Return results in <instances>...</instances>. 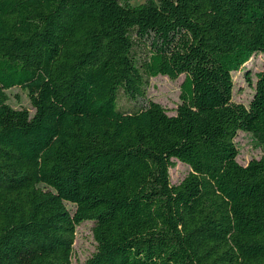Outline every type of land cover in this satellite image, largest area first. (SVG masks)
Returning <instances> with one entry per match:
<instances>
[{
	"label": "trees",
	"instance_id": "16d2710c",
	"mask_svg": "<svg viewBox=\"0 0 264 264\" xmlns=\"http://www.w3.org/2000/svg\"><path fill=\"white\" fill-rule=\"evenodd\" d=\"M129 1L0 0V264H73L89 222L85 264H264V157L241 165L236 142L264 150V71L233 96L264 0ZM159 76L184 77L175 115Z\"/></svg>",
	"mask_w": 264,
	"mask_h": 264
},
{
	"label": "rangeland",
	"instance_id": "374dc122",
	"mask_svg": "<svg viewBox=\"0 0 264 264\" xmlns=\"http://www.w3.org/2000/svg\"><path fill=\"white\" fill-rule=\"evenodd\" d=\"M149 0H130L128 6H142ZM264 71V54L254 56L245 67L238 73L233 74L234 80V101L245 106H249L253 99L257 74ZM251 73L252 82L250 83L246 75ZM184 77L177 80H171L168 77L159 76L151 80L148 92L149 98L162 105L167 109L169 115H175L176 109L181 104V84ZM9 104L14 109H26L31 114L34 109L28 93L21 88H13L9 90ZM239 149L238 162L247 166L251 160H260L264 157V150L248 133H239L236 140ZM190 172V168L180 162L177 166L170 170L171 180L173 184L180 183ZM93 223H85L77 228V236L74 244L73 264H85V262L96 251V241L93 236Z\"/></svg>",
	"mask_w": 264,
	"mask_h": 264
}]
</instances>
